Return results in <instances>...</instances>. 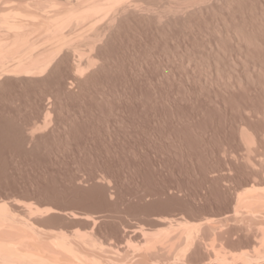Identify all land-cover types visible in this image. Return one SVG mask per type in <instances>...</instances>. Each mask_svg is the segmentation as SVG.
Returning <instances> with one entry per match:
<instances>
[{"label":"rangeland","instance_id":"rangeland-1","mask_svg":"<svg viewBox=\"0 0 264 264\" xmlns=\"http://www.w3.org/2000/svg\"><path fill=\"white\" fill-rule=\"evenodd\" d=\"M243 1L242 6L247 1L248 5L251 3L249 0ZM132 27H127L128 32L126 29L121 30L126 35L122 32L120 37L117 35V43L114 40L110 42L107 52L109 50L111 65L106 74L102 72L101 79L98 78L100 74L94 79L96 83L99 82L97 87L94 86L95 82H92L94 85L86 86L89 89L78 85L72 88L70 85L68 90L65 89L68 83L60 77L47 81L46 86L33 82L35 85L31 86L30 81L29 83L20 80H7L0 84L4 87L0 86V199L20 198L34 202L40 207L47 206L52 210L55 208V211L64 214L73 210L77 214L87 212L98 220L93 224L98 226H94L98 229V235L100 234L101 238L104 235L111 238L112 235V241L115 242L123 240L124 233L128 230L125 235L132 232V225L139 223L137 226L150 228L153 223L154 226L157 216H174L173 218L190 221H199L206 217L217 218L220 213L231 209L234 198L232 196H235L237 188L254 179H264L263 167L258 168L260 173H263L254 176L252 169L256 168L247 166L251 163L247 161L246 148H243L244 144L242 140L241 144V138L239 139V132L244 124H250V129L253 126V130L259 126L264 128L261 127L264 120L261 119V124L257 120V114L261 113L264 104V88L253 84L256 83L253 81H246V84L242 82L235 87L231 84L234 88L230 84L228 87L221 83L218 85L215 81L213 83L210 81V75L216 76L215 67L212 69L210 66V69L215 71L213 74L207 69L209 66L198 69L195 62L182 58L184 56L180 57L184 51L195 54L200 51L195 45L197 50L191 45L189 50L193 51L187 52L189 47L186 49V45L189 46L190 39L184 40L179 34L175 35L176 31L170 34L178 36L181 41L174 40L175 37L170 34L172 39L169 35L164 38L152 29L145 28L146 32L149 31L146 33L140 27V32L136 29L139 26L133 27L134 30H139V34L136 30V33H133ZM128 28L132 31L129 32ZM193 42L195 43V40L191 43ZM110 45L114 46L113 50H110ZM170 48L175 50H171L173 56ZM159 53H162L161 57ZM263 53L264 51L262 54L260 52L259 57H264ZM256 54L257 52L254 56ZM114 58L117 61L113 60ZM182 60L191 64L190 67L181 63L184 62ZM182 65L184 69L180 68ZM206 69L211 72H208L210 75ZM196 70L205 78L209 76L207 81L200 74L201 79L203 78L201 81H207L208 84L197 78ZM205 70L206 72L202 73ZM251 71L252 74L255 73L253 69ZM235 72L238 74L239 70ZM240 72L244 73L242 69ZM195 76L199 82L194 79ZM198 77L200 78L199 75ZM192 79L196 83L191 81ZM215 84L216 86H213ZM53 87L55 88L52 89ZM52 90L56 91L54 93L57 95L50 93ZM40 91L43 92L42 96L38 94ZM45 91L48 96L51 94L53 97H46ZM60 92L63 95L66 93V97H60ZM54 98L59 101L55 102ZM48 99H52L47 102L50 103V108L53 106L55 110L60 109L58 112L53 109L55 113L52 110V119H46L44 114ZM61 106L64 110H61ZM39 112H42V115ZM261 117H264V114ZM42 119L52 122H48L46 126L41 125L45 123ZM33 121V129L37 123L35 131L31 128ZM17 124L19 126H16ZM38 125L46 128L49 125L50 128L44 129L43 132L40 127L42 131L38 132ZM26 126L29 128L26 129ZM20 135L21 137H18ZM238 142L239 144H236ZM256 153L255 157L253 152L250 155L253 162L258 163V167L261 166L258 160L262 156L259 157L260 154ZM248 154L249 152L246 155ZM70 218H67V222L66 218L63 219L72 227L74 222ZM128 226L132 228L128 229ZM106 236L103 237L104 240H107Z\"/></svg>","mask_w":264,"mask_h":264},{"label":"bare ground","instance_id":"bare-ground-1","mask_svg":"<svg viewBox=\"0 0 264 264\" xmlns=\"http://www.w3.org/2000/svg\"><path fill=\"white\" fill-rule=\"evenodd\" d=\"M242 1L0 0V84L2 85L7 80H20V82L30 81L31 86L35 85L33 83L40 84L41 86L51 79L54 81V79L60 77L63 79L62 81L65 80L68 83V87L66 83H63L66 85L65 89L68 88V90L71 86L72 88L74 85L76 87L77 85L86 87L89 84H93L92 82H95V85H93L97 87L99 85L96 84L99 82L96 83L97 81H94V79L98 74H100L98 78L101 79L102 72L104 71L103 73L106 74L105 72H108L106 70L111 65L109 63L110 56L108 57L110 54L109 50L107 52L110 42L113 40L118 41L116 36L120 37V34L124 33L121 30L126 29L127 31V27L133 26L136 28L139 26L136 29L140 27L144 31L145 28L148 30L152 29V31L154 30L153 32H157L160 36H164V38L176 31L175 35L179 34V37H183L184 40L185 38L190 39L188 40L189 42L195 40V43L193 42L192 44L190 42L189 46L186 45V49L188 47L187 50L192 48L190 47L191 45L194 48L196 46L200 50L198 54L194 52L186 53L184 51L183 54L181 52L180 57L184 56L182 58L195 62V66L198 69H205L206 66H209L207 69L210 71L216 70V76L214 75V77L212 74H208L210 71L206 69L207 74L212 76L210 77V81H215L218 85L219 83L224 85L232 84L234 87L242 82L246 84V81L247 83L256 82L253 84L259 85L262 89L264 88V57H259V55L264 51V0H249L251 2L249 5L248 1L245 0L247 3H243V6L244 4L247 6L244 7L241 5ZM132 29H129V32ZM135 30L132 32L136 33ZM170 35L168 36L169 38L171 37ZM179 37H175L174 40L181 41ZM123 38L124 36H122ZM122 39L121 41L124 40ZM155 42L158 43L157 41ZM173 42L175 44V41ZM185 43L187 44V42ZM171 50L175 51L170 48ZM258 50H260L261 54ZM172 51L171 56H173ZM256 52L258 57L254 56ZM176 53L178 54L180 51ZM159 54L161 57L162 53ZM113 60L116 59L114 58ZM167 60L169 61L168 57ZM186 60L180 62L189 65L188 60L185 63ZM210 66L212 69L215 67V69H210ZM183 67L182 65L180 68L182 69ZM240 68L244 71V73L242 72L243 74L240 72ZM252 69L255 71L254 74H252ZM206 70L202 73H205ZM238 70L239 73L237 74L235 71ZM193 71L195 72V69ZM198 72L197 78L200 81L203 78L204 80L209 79L207 78L209 77L208 75L205 78L200 73L203 76L201 79L202 76ZM191 77L194 76L191 75ZM182 78L185 77L183 76ZM194 79H196V76ZM198 79L196 80L198 81ZM166 80L167 77H165ZM191 81L196 83L193 79ZM207 81L204 83L206 84ZM52 83L54 84V82ZM235 83L236 85H234ZM216 84L213 86H216ZM224 85L223 87H225ZM61 86L59 85V87ZM89 87L86 88L89 89ZM39 89L41 90L40 87ZM54 92L56 91L52 90L50 93L57 95ZM42 93L40 91L38 93L39 96ZM65 94H61L60 97L62 95L65 96ZM70 94L73 95L74 93L71 92ZM45 95L46 97L48 96L47 91H45ZM33 96L36 97L37 95ZM51 96L53 97V95ZM68 96L71 97V95ZM38 98L42 99V97ZM57 98L59 97L57 96ZM56 99L55 102H58L59 100L56 101ZM1 101H4V99H1ZM51 101H46V103ZM42 104L40 107L43 106ZM49 104L48 107L46 105V110L42 107V111H45L43 113L46 119H50L52 117L50 115H53L52 110H55V107L51 106L52 108H50ZM54 110V113L55 111H60V109ZM260 111V114L263 115L264 104ZM40 114L42 115V112ZM260 114L257 115L259 116ZM262 115L259 116V119L257 116L260 124L264 120V117H261ZM43 120L41 121L43 122ZM16 121L18 122V120ZM44 122L46 124L41 125L46 126L48 122L52 121L44 120ZM33 123V125L30 123L32 129L35 126V121ZM51 124L50 127H52ZM262 124L261 127H264V123ZM41 125H38V132L42 128L43 132L50 128L49 125L47 128L45 126L41 127ZM245 125L242 128L240 126V132L238 131L240 137H238L239 139L241 138L240 142L242 140L244 144V146H241L247 149H245L247 161L255 164L251 165L245 161L249 168H251L250 166L256 168L255 170L251 168L255 176L263 173H260L259 167L264 168V128H259L260 126L258 125L259 130L257 128L253 130L252 125L254 124L251 125L252 129H250V124H247L248 126L246 125V127ZM16 126L19 125L17 124ZM27 127L25 128L27 129ZM36 127L35 129H37ZM19 129L21 128L19 127ZM32 129H30L31 132L35 131V129ZM34 131L32 133H35ZM14 133L17 134L16 131ZM32 133L30 134L31 136ZM21 135L18 137H21ZM30 135H28L29 139ZM236 144H239V142ZM247 152H249L248 155H246ZM254 152L260 154V156L258 155L259 157L262 156L260 160L256 159L261 166L256 167L258 163L253 162L250 153L255 157ZM234 195L232 196L234 198L231 209L222 214L220 213L219 217L217 215V218L206 217L199 221H190L184 218H173L174 216H165L164 218L157 216L159 218L155 217L156 223L154 226L152 223V228L144 227L143 225V227L137 226L139 223L136 226L132 225L134 226L133 229L128 226V229L130 228L132 232L125 235V233L129 232V230H126L127 232L124 233L123 240L120 239L121 241L116 240L115 242L112 241V235L110 236L111 238L104 235L108 241L104 240V236L101 238V235H98V229L95 228L98 226L96 224L94 225L95 227L93 226L97 219L91 214L89 216L87 212L86 214H77L74 210L70 211L72 213L68 212L70 214H67L70 215V219L74 222V226L70 227L65 223L67 222V218H69L65 216L68 215L60 213L57 210L55 211V208L52 210L50 207L47 208V206L40 207L34 202L20 198L12 197V199L6 200L2 198L4 201L0 199V264H264V179H254L253 181L244 183L237 188ZM64 210L61 211L64 212ZM63 218H66L65 222ZM108 238L111 240L109 241Z\"/></svg>","mask_w":264,"mask_h":264}]
</instances>
